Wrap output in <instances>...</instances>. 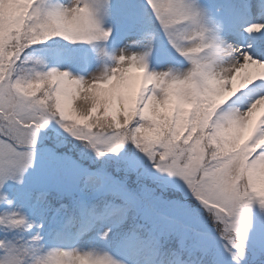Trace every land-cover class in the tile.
<instances>
[{
	"label": "snow or ice",
	"instance_id": "snow-or-ice-1",
	"mask_svg": "<svg viewBox=\"0 0 264 264\" xmlns=\"http://www.w3.org/2000/svg\"><path fill=\"white\" fill-rule=\"evenodd\" d=\"M171 48L191 62L184 76L149 71L154 35L142 54L114 56L110 69L92 78L67 69H38L25 49L50 37L70 42L107 41L113 28L104 22L110 8L130 19L134 5L121 0H0V191L26 176L45 175L55 163L68 162L61 151L80 141L125 177L135 175L140 193L112 173L83 170L98 184L91 199L55 207L50 188L36 192L40 222L18 210L0 212V230L37 229L28 239L0 237V264H130L107 251L45 247L40 230L48 213L49 232L69 226L91 240L117 243L145 237L124 225L141 217L149 233L158 220L195 229L190 211L160 193L178 176L212 216L236 264L244 258L252 213L264 214V56L251 45L233 44L210 28L205 13L186 0H146ZM239 7L259 17L248 33L264 39V0H243ZM251 94L247 107L237 101ZM80 96L78 103L73 101ZM48 132L42 135V130ZM127 145V146H126ZM29 199L32 193H29ZM13 201L8 200L12 205ZM63 210V214H62ZM94 234V235H92Z\"/></svg>",
	"mask_w": 264,
	"mask_h": 264
},
{
	"label": "rangeland",
	"instance_id": "rangeland-1",
	"mask_svg": "<svg viewBox=\"0 0 264 264\" xmlns=\"http://www.w3.org/2000/svg\"><path fill=\"white\" fill-rule=\"evenodd\" d=\"M119 3L121 0H117ZM116 0H111V5L117 4ZM56 2V0H54ZM60 2H67V0H60ZM127 2L134 5L135 16L133 18L127 17L122 11L110 8L109 14L105 15L104 22L106 25L113 28V32L107 41H93L91 50L87 51V59L83 57L77 58L75 55L62 56L58 51L52 49L50 51V59L55 57L56 64H63L59 66L60 69H67L75 74L72 66H78L77 69L80 70V76L85 78H92L96 75L102 74L110 69V67L115 63L114 56H116L117 49L127 40V47L123 49L126 50V54L137 53L141 48H145L148 45V38L150 35L155 33L156 40L154 42L153 52H155L158 47L162 44L165 35L163 36V31L161 30L159 24L156 22L155 17L150 8L146 6V0H127ZM186 2L195 5L197 8L202 10L206 15V23L210 28L217 30L220 36L229 43L233 44H244L245 46L251 45L248 51L253 56H264V39L261 38V33L253 32L248 33L245 29L250 22H254L259 17L257 14L250 11H245V13L250 14L249 17L244 21L239 16H236L239 10L233 6H239V0H231L229 4V9H224L226 5L220 3L219 0H186ZM214 11H212L213 9ZM217 8V9H216ZM233 9V12L231 10ZM212 11V13H210ZM231 13H226V12ZM241 16V15H240ZM76 43H79L77 41ZM168 43V42H167ZM169 44V43H168ZM162 51V50H161ZM86 52V50L84 51ZM152 52V53H153ZM72 57H69L71 56ZM83 56V55H82ZM66 58V59H65ZM183 56L169 54L167 52H160L159 54L151 55L148 58V69L149 71L156 72H170L171 75L184 76L187 71L191 68V62L184 61ZM43 59L42 56L38 57L37 60ZM65 59V60H64ZM91 60L92 65L87 66V61ZM31 62V60H29ZM87 66V67H86ZM36 67L41 69L40 66ZM251 99V94L241 97L237 101L239 107H247L248 101ZM127 146V145H126ZM88 147H85L82 143H71V137H69V143L65 144L61 151L66 156L68 162L55 163L51 166L48 172L41 177H34L31 173L26 176L25 183L23 186H16L12 182H9L2 191H0V212L5 210H18L25 213L27 216L29 193L37 192L41 188H50V198L62 199V196H67L71 192L75 191L74 186L79 181V172L82 163L86 162H96V166L101 168L102 172L107 168V171L116 176L119 180H124L128 187L137 193H140L139 188H134L135 181L138 179L135 175L125 177L122 173L116 171L115 168L108 166L109 158L100 157V159H94L92 151H86ZM73 150V152H72ZM107 159L102 164V159ZM98 161V162H97ZM107 163V164H106ZM105 164V165H104ZM95 167L94 170L98 171ZM93 170V169H92ZM96 173V172H93ZM133 183H128L129 180ZM171 180L172 184L181 185L184 189H188L184 181L178 177L173 176L168 178ZM98 184L94 181H88L87 191L88 194L93 196L97 192ZM158 194H162L164 198L168 200L179 201L184 205L189 211L192 219L196 223V227L193 233L196 237L200 238L198 235V228L201 230H206L205 232L211 234L204 243L206 246L208 243L211 245V249L216 252L222 264H236L233 260L232 252H230L225 247V241L221 238L220 234L217 232L214 220L211 215L208 214L207 209L202 205V203L194 196L193 200L185 199L180 196L176 191H172L170 188L160 193V190H156ZM91 196V197H92ZM89 197V196H87ZM91 197L87 199H91ZM8 200H12V205L8 204ZM197 200V201H196ZM39 214V210H37ZM211 216V217H210ZM31 220H35L37 223L40 222V218L36 213L30 216ZM156 225L163 229L165 236L167 238L171 237V234L180 233L177 229H180V225L172 223L174 229L167 228L163 225L162 220H158ZM176 228V229H175ZM37 231V230H35ZM12 235L18 234L22 235L23 232L20 229L9 231ZM43 229L40 230L42 235ZM205 233V234H206ZM94 235V234H92ZM190 236V233H187ZM217 236V237H213ZM5 232L0 230V237H4ZM246 241V252L244 258L240 261V264H264V214L259 211L258 205L254 208L252 213V222L248 230ZM215 238V240L213 239ZM188 242L195 241L194 237L188 238ZM203 239H197L196 243L201 244ZM192 243L188 246H191ZM56 245L63 247L66 250L76 249L81 252L86 251H107L111 253L109 247V241L104 240H91L89 236L75 233L74 241L67 244H61L58 241L50 242L46 247ZM209 248V247H208ZM190 253H196L195 251L188 250ZM208 249L206 250L207 253ZM131 254V247L122 248L115 255L118 260H128L130 264H140L133 263L134 259ZM131 260V261H130ZM140 262V261H139Z\"/></svg>",
	"mask_w": 264,
	"mask_h": 264
},
{
	"label": "trees",
	"instance_id": "trees-1",
	"mask_svg": "<svg viewBox=\"0 0 264 264\" xmlns=\"http://www.w3.org/2000/svg\"><path fill=\"white\" fill-rule=\"evenodd\" d=\"M86 41H79V43L76 42H70L66 40L63 37L54 36L50 37L48 40L38 43L36 45H32L29 48L25 49L24 54L28 55L30 57L31 62H29V66H32V64L36 61L40 55L35 53L37 50L45 49L48 47H59L65 50L70 49L72 46H82L85 47ZM70 46V47H69ZM43 59L39 60L41 61L40 64H37V66H40L42 68V64L44 62H48L49 56H42ZM48 65V64H47ZM82 189L83 185L81 187H77ZM50 198V197H49ZM89 197L78 195L76 197H72L66 201L60 200L59 202L56 201L55 198H50L54 204L55 207H59L61 204H68L69 208H71L73 201H81L84 200L89 205L92 203H95L96 201L94 199H87ZM63 214V210H62ZM49 219L52 216V212L48 213ZM144 223L143 219L141 217H136L135 220H132L129 222V224L124 225V229L128 228H135L136 231L140 232L145 239L140 241H133L136 243V258L141 259L142 256L145 254L147 255V261L149 264H221V261L218 256H215L213 259L209 260L207 253L203 251H195L196 253H190L185 249V244H181L180 241H171L169 240L164 233L161 231V229H158L155 227L151 233H149L145 228L142 227H136L137 225H142ZM45 230H44V240L45 242L50 241H56L58 238L62 239L63 241H67L70 239L74 233V228H71L70 226L68 228H65L64 230L58 232V233H50L49 232V221H46L45 223ZM121 232L120 228H117L114 230V238L111 239V245L113 251L120 250L121 247L125 246L118 244V236ZM187 234V232H185ZM44 243V241H42ZM131 242L127 244L130 245Z\"/></svg>",
	"mask_w": 264,
	"mask_h": 264
},
{
	"label": "bare ground",
	"instance_id": "bare-ground-1",
	"mask_svg": "<svg viewBox=\"0 0 264 264\" xmlns=\"http://www.w3.org/2000/svg\"><path fill=\"white\" fill-rule=\"evenodd\" d=\"M152 35H155V33L153 32ZM154 37H155V36H154ZM155 40H156V37H155V39H154V42H155ZM127 46H128V45H127V40H125V41L123 42V44L117 49V51H116V55H119V54H120V50L123 49L124 47H127ZM145 50H146L145 48H141V49H139V50L137 51V54H142ZM80 99H81V97L78 96V97L73 101V105L75 106V104L78 103Z\"/></svg>",
	"mask_w": 264,
	"mask_h": 264
},
{
	"label": "clouds",
	"instance_id": "clouds-1",
	"mask_svg": "<svg viewBox=\"0 0 264 264\" xmlns=\"http://www.w3.org/2000/svg\"><path fill=\"white\" fill-rule=\"evenodd\" d=\"M29 264H40L39 258L33 259L32 261L29 262ZM66 264H70V261H66Z\"/></svg>",
	"mask_w": 264,
	"mask_h": 264
}]
</instances>
